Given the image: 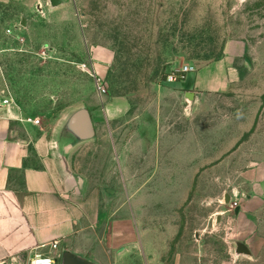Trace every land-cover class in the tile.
Segmentation results:
<instances>
[{
  "label": "rangeland",
  "instance_id": "rangeland-1",
  "mask_svg": "<svg viewBox=\"0 0 264 264\" xmlns=\"http://www.w3.org/2000/svg\"><path fill=\"white\" fill-rule=\"evenodd\" d=\"M61 1L0 4V105L11 99L49 134L89 108L97 138L75 149L76 174L119 190L111 207L139 187L138 241L122 264H264V0ZM226 50L240 73L230 90L205 93L185 122L176 98L160 108L169 72L182 81L181 66ZM115 102L126 109L111 118ZM163 113L172 137H188L186 172L112 173L115 141Z\"/></svg>",
  "mask_w": 264,
  "mask_h": 264
},
{
  "label": "crops",
  "instance_id": "crops-1",
  "mask_svg": "<svg viewBox=\"0 0 264 264\" xmlns=\"http://www.w3.org/2000/svg\"><path fill=\"white\" fill-rule=\"evenodd\" d=\"M25 1L0 0V4ZM193 66L184 80L162 88L158 102L161 108L170 104L166 96L176 98L174 104L185 111L184 122L186 111H192L205 93H225L240 76L231 50L203 67ZM4 100L0 105V264H32L39 254L62 264L65 251L95 264H122L138 241L139 205L138 199L133 201V191L139 187L132 180L126 196L129 203L111 207L121 192L91 188L85 175L76 174L72 159L75 149L95 141L97 133L95 139L67 152L58 141L59 129L56 134L43 132L37 122L21 115L11 99ZM125 109L124 102H115L107 107V114L114 118ZM162 116L155 126L140 120L129 142L125 136L115 141L117 166L112 173L147 175L150 183L155 175L170 179L186 172L188 137L186 133L172 137Z\"/></svg>",
  "mask_w": 264,
  "mask_h": 264
},
{
  "label": "water",
  "instance_id": "water-1",
  "mask_svg": "<svg viewBox=\"0 0 264 264\" xmlns=\"http://www.w3.org/2000/svg\"><path fill=\"white\" fill-rule=\"evenodd\" d=\"M53 6L62 3L61 0H51ZM58 141L68 152L76 145L96 138V130L91 111L88 107H79L68 114L58 130ZM229 196H226V201ZM240 212V207L236 208V213ZM236 252L238 254L250 255L252 252L246 243L238 242ZM62 264H95L78 255L65 251Z\"/></svg>",
  "mask_w": 264,
  "mask_h": 264
},
{
  "label": "built area",
  "instance_id": "built-area-1",
  "mask_svg": "<svg viewBox=\"0 0 264 264\" xmlns=\"http://www.w3.org/2000/svg\"><path fill=\"white\" fill-rule=\"evenodd\" d=\"M195 67L193 65H188L185 64L180 68V73L181 74H187L188 72L194 71ZM183 78V77H182ZM166 80L168 82H174L178 80V77L176 76V72L172 71L169 72ZM9 103V100H4V104ZM32 264H56L55 260L49 256V255H45V254H39L34 256Z\"/></svg>",
  "mask_w": 264,
  "mask_h": 264
}]
</instances>
